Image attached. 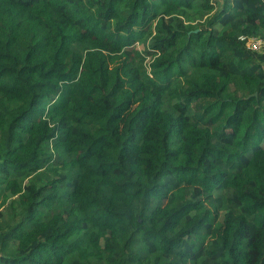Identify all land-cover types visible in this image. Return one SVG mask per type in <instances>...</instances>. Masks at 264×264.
<instances>
[{"label":"trees","instance_id":"obj_1","mask_svg":"<svg viewBox=\"0 0 264 264\" xmlns=\"http://www.w3.org/2000/svg\"><path fill=\"white\" fill-rule=\"evenodd\" d=\"M250 37L264 0H0V264H264Z\"/></svg>","mask_w":264,"mask_h":264},{"label":"built area","instance_id":"obj_2","mask_svg":"<svg viewBox=\"0 0 264 264\" xmlns=\"http://www.w3.org/2000/svg\"><path fill=\"white\" fill-rule=\"evenodd\" d=\"M246 45L250 49L257 50L264 45V39L260 37H250L248 40H246Z\"/></svg>","mask_w":264,"mask_h":264},{"label":"rangeland","instance_id":"obj_3","mask_svg":"<svg viewBox=\"0 0 264 264\" xmlns=\"http://www.w3.org/2000/svg\"><path fill=\"white\" fill-rule=\"evenodd\" d=\"M136 47H137L138 49H141V45H140V44L136 45Z\"/></svg>","mask_w":264,"mask_h":264},{"label":"water","instance_id":"obj_4","mask_svg":"<svg viewBox=\"0 0 264 264\" xmlns=\"http://www.w3.org/2000/svg\"><path fill=\"white\" fill-rule=\"evenodd\" d=\"M255 94V93H254Z\"/></svg>","mask_w":264,"mask_h":264}]
</instances>
